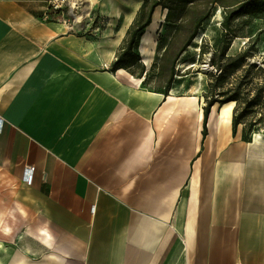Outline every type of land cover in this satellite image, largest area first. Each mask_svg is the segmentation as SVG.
<instances>
[{
    "label": "crops",
    "instance_id": "crops-1",
    "mask_svg": "<svg viewBox=\"0 0 264 264\" xmlns=\"http://www.w3.org/2000/svg\"><path fill=\"white\" fill-rule=\"evenodd\" d=\"M56 1L0 0V264H264V132L112 70L125 34Z\"/></svg>",
    "mask_w": 264,
    "mask_h": 264
},
{
    "label": "trees",
    "instance_id": "trees-1",
    "mask_svg": "<svg viewBox=\"0 0 264 264\" xmlns=\"http://www.w3.org/2000/svg\"><path fill=\"white\" fill-rule=\"evenodd\" d=\"M165 0H145L139 11L128 26L125 37L123 38L119 50L116 54L111 69L117 70L124 68L133 75L144 78V83L156 91H163L166 95L171 93L175 82L180 75L189 73L192 65L181 72L179 63L192 41L198 35L203 22L212 13L206 12L203 16H197L193 29L189 36L178 44L177 40L181 35L182 23L176 25L173 36L170 38L160 62L153 63L152 68L148 69L144 59L139 52L140 41L145 34L148 26L153 22L155 10L158 6L167 7L169 10L166 19L173 11L171 7L165 6ZM190 3L187 13H192L189 9L198 7L195 0H185ZM212 5L221 4L224 6L225 16L221 22L223 31L221 39L216 48L210 55V64L214 69L210 71L211 77L208 81V91L205 95L206 106L204 107L205 121L208 118L211 107L218 103L234 101L236 106L233 112V132L236 133L240 124L243 125L242 136L246 141L253 139L256 132H264V58L251 59L249 50L244 49L237 54H229L228 51L237 36L236 25L234 22L242 15L263 16L264 0H208ZM57 13H61L59 10ZM186 13V14H187ZM188 16V15H185ZM205 53V51H202ZM201 52V54H202ZM153 70L154 74L150 71ZM151 77H155L157 85L150 86ZM207 123V121H206ZM207 133V128L204 134Z\"/></svg>",
    "mask_w": 264,
    "mask_h": 264
},
{
    "label": "rangeland",
    "instance_id": "rangeland-1",
    "mask_svg": "<svg viewBox=\"0 0 264 264\" xmlns=\"http://www.w3.org/2000/svg\"><path fill=\"white\" fill-rule=\"evenodd\" d=\"M145 0H60L62 18L67 21L75 30L80 33L90 32L100 27L105 31L104 26L119 28V35H126L125 29L131 23L125 22V14L128 10L134 11V17ZM229 1V0H228ZM198 7L189 9L192 13H187L188 7L192 2L186 3L185 0H165V6L171 7L172 15L166 19L168 8L158 6L154 14V24L151 31L147 34L146 41H140L139 52L142 58L148 59V68H152L153 63L160 62L170 38L173 36L175 27L181 18V35L178 44L185 40L193 29L197 16H204L206 12L212 11L211 15L205 19L198 35L192 41L188 50L183 53L179 63L181 72L185 71L190 65L189 73L180 75L175 82L174 90L187 96L196 95L201 103L206 106L205 95L208 89V81L211 77L210 71L214 69L210 64V55L220 42L223 25L221 24L225 11L221 4L212 5L208 0H195ZM187 13V14H186ZM188 15V16H185ZM78 16H82L78 19ZM134 20V18H133ZM132 20V21H133ZM131 21V22H132ZM236 25L237 36L228 51L229 54H237L239 51L248 49L251 59L264 58V14L263 16L242 15L234 22ZM125 37V36H124ZM202 51H205L203 53ZM202 52V54H201ZM151 74L153 70L150 71ZM155 77H151L150 86L157 85Z\"/></svg>",
    "mask_w": 264,
    "mask_h": 264
},
{
    "label": "bare ground",
    "instance_id": "bare-ground-1",
    "mask_svg": "<svg viewBox=\"0 0 264 264\" xmlns=\"http://www.w3.org/2000/svg\"><path fill=\"white\" fill-rule=\"evenodd\" d=\"M134 14H135L134 11L128 10L127 13L125 14V22L131 23V21L134 18ZM81 18L82 16H78V19H81ZM146 39H147V34L146 35L144 34L141 41L145 42ZM146 61L149 63L148 59H146ZM234 103H235L234 101H231V102L223 104L222 110L219 112V114H221L222 116L230 115L233 109V106L235 105ZM257 137H260V135L257 134Z\"/></svg>",
    "mask_w": 264,
    "mask_h": 264
},
{
    "label": "built area",
    "instance_id": "built-area-1",
    "mask_svg": "<svg viewBox=\"0 0 264 264\" xmlns=\"http://www.w3.org/2000/svg\"><path fill=\"white\" fill-rule=\"evenodd\" d=\"M54 5L56 8H60V0H57L56 2H54ZM3 119L0 120V132L3 130ZM34 170L35 167H27L24 169L23 172V181L27 184H32L34 181Z\"/></svg>",
    "mask_w": 264,
    "mask_h": 264
}]
</instances>
